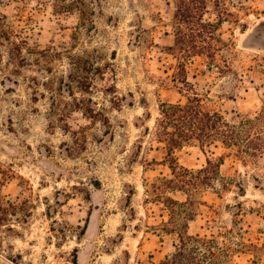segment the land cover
Listing matches in <instances>:
<instances>
[{"label":"rangeland","instance_id":"374dc122","mask_svg":"<svg viewBox=\"0 0 264 264\" xmlns=\"http://www.w3.org/2000/svg\"><path fill=\"white\" fill-rule=\"evenodd\" d=\"M0 9L12 38L28 42L0 44V264H160L179 237L165 229L166 194L189 195L157 188L172 176L159 104L198 93L230 120L264 110V0L233 8L214 59L192 53L181 67L174 0ZM206 148L175 155L198 170ZM221 174L194 200L189 233L217 236L233 264H264V157L232 155Z\"/></svg>","mask_w":264,"mask_h":264},{"label":"trees","instance_id":"16d2710c","mask_svg":"<svg viewBox=\"0 0 264 264\" xmlns=\"http://www.w3.org/2000/svg\"><path fill=\"white\" fill-rule=\"evenodd\" d=\"M245 1L248 0H174L175 42L170 49L180 58L179 66H185L184 61L192 53H208L214 59L226 45L218 35L220 25L234 17L237 12L233 8L242 6ZM2 2L0 0V7ZM207 15L215 16V19H207ZM6 17L0 9V44L8 42L20 52L23 43L28 42L25 38L23 42L12 38ZM2 55L0 50V58ZM184 83H189L187 78ZM159 105L156 135L166 143L172 176L163 177L162 185H157V188L166 187L189 195L187 201L179 202L166 194V199L171 202V216L164 222L165 229L176 232L179 237L174 243L175 251L160 264H233L231 246L221 242L217 236L189 233L192 207L202 188L213 186L222 177L221 167L228 157L234 155L243 162L255 163L264 157V110L255 116L230 120L219 110L208 109L198 93L187 95L186 101H162ZM194 141L200 142L204 151L207 146L214 147L210 149L207 165L198 170L180 164L175 155L177 149ZM216 150H221V153L217 154Z\"/></svg>","mask_w":264,"mask_h":264}]
</instances>
